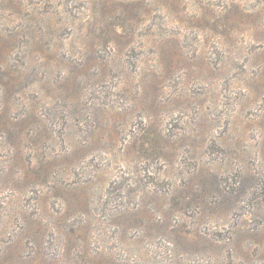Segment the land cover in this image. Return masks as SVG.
Here are the masks:
<instances>
[{
  "label": "rangeland",
  "instance_id": "obj_1",
  "mask_svg": "<svg viewBox=\"0 0 264 264\" xmlns=\"http://www.w3.org/2000/svg\"><path fill=\"white\" fill-rule=\"evenodd\" d=\"M0 264H264V0H0Z\"/></svg>",
  "mask_w": 264,
  "mask_h": 264
}]
</instances>
